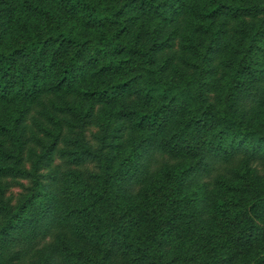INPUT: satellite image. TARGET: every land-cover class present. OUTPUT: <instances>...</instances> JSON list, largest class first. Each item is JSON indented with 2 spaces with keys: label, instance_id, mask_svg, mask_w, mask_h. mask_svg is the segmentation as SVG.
Wrapping results in <instances>:
<instances>
[{
  "label": "trees",
  "instance_id": "1",
  "mask_svg": "<svg viewBox=\"0 0 264 264\" xmlns=\"http://www.w3.org/2000/svg\"><path fill=\"white\" fill-rule=\"evenodd\" d=\"M0 264H264V0H0Z\"/></svg>",
  "mask_w": 264,
  "mask_h": 264
},
{
  "label": "rangeland",
  "instance_id": "2",
  "mask_svg": "<svg viewBox=\"0 0 264 264\" xmlns=\"http://www.w3.org/2000/svg\"><path fill=\"white\" fill-rule=\"evenodd\" d=\"M18 191H19V189L16 188V187H15V188L13 187V188L11 189V192H12L13 194L18 193Z\"/></svg>",
  "mask_w": 264,
  "mask_h": 264
}]
</instances>
